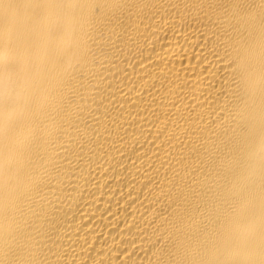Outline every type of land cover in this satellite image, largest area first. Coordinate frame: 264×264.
<instances>
[{"label": "bare ground", "instance_id": "bare-ground-1", "mask_svg": "<svg viewBox=\"0 0 264 264\" xmlns=\"http://www.w3.org/2000/svg\"><path fill=\"white\" fill-rule=\"evenodd\" d=\"M0 264H264V0H0Z\"/></svg>", "mask_w": 264, "mask_h": 264}]
</instances>
